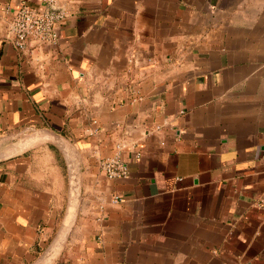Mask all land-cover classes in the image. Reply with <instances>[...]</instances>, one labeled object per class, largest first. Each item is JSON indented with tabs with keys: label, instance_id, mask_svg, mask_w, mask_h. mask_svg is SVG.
I'll return each instance as SVG.
<instances>
[{
	"label": "crops",
	"instance_id": "crops-1",
	"mask_svg": "<svg viewBox=\"0 0 264 264\" xmlns=\"http://www.w3.org/2000/svg\"><path fill=\"white\" fill-rule=\"evenodd\" d=\"M53 3L0 0V264H264V0Z\"/></svg>",
	"mask_w": 264,
	"mask_h": 264
},
{
	"label": "built area",
	"instance_id": "built-area-1",
	"mask_svg": "<svg viewBox=\"0 0 264 264\" xmlns=\"http://www.w3.org/2000/svg\"><path fill=\"white\" fill-rule=\"evenodd\" d=\"M45 11L38 12L25 4H21L14 12L9 23L8 35L13 40L14 45L19 49H25L29 41L37 44L55 45L57 41L56 26L65 18L63 11L54 7L53 0H46ZM123 149V146H117ZM135 159L140 157L139 152H135ZM100 169L108 179H125L128 177V169L119 157L105 159L99 163ZM120 199L115 198V201Z\"/></svg>",
	"mask_w": 264,
	"mask_h": 264
},
{
	"label": "bare ground",
	"instance_id": "bare-ground-1",
	"mask_svg": "<svg viewBox=\"0 0 264 264\" xmlns=\"http://www.w3.org/2000/svg\"><path fill=\"white\" fill-rule=\"evenodd\" d=\"M70 207H72V206H70ZM73 212H74V211H73ZM74 213H75V212H74ZM69 214H70V213H69ZM69 223H70V222H69ZM69 223H68V224H69ZM67 226H68V225H67ZM64 232H65V231H64ZM67 232H68V231H67ZM63 234H64V233H63ZM64 236H65V235H64ZM64 236H63V237H64ZM58 238H60V237H58ZM58 240H59V239H58ZM58 242H59V241H58ZM58 246H59V245H58ZM58 246H57V247H58ZM47 263H48V262H47ZM38 264H40V263H38Z\"/></svg>",
	"mask_w": 264,
	"mask_h": 264
},
{
	"label": "water",
	"instance_id": "water-1",
	"mask_svg": "<svg viewBox=\"0 0 264 264\" xmlns=\"http://www.w3.org/2000/svg\"><path fill=\"white\" fill-rule=\"evenodd\" d=\"M70 168V167H69ZM72 175V174H71ZM74 186V182H73V180H72V183H71V187H73Z\"/></svg>",
	"mask_w": 264,
	"mask_h": 264
}]
</instances>
